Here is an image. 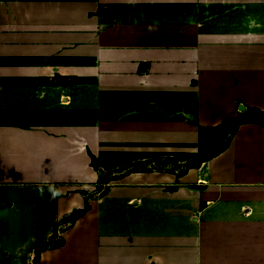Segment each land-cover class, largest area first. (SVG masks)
Returning <instances> with one entry per match:
<instances>
[{
	"label": "crops",
	"instance_id": "1",
	"mask_svg": "<svg viewBox=\"0 0 264 264\" xmlns=\"http://www.w3.org/2000/svg\"><path fill=\"white\" fill-rule=\"evenodd\" d=\"M251 108L264 0H0V263L264 264Z\"/></svg>",
	"mask_w": 264,
	"mask_h": 264
},
{
	"label": "trees",
	"instance_id": "2",
	"mask_svg": "<svg viewBox=\"0 0 264 264\" xmlns=\"http://www.w3.org/2000/svg\"><path fill=\"white\" fill-rule=\"evenodd\" d=\"M229 122H235V125L233 126V129L231 132H235V130L243 123L246 122H257L262 125H264V111H262L259 108H251L249 112L243 117L239 118H228L225 123L221 126L224 127L226 126ZM220 129V128H219ZM204 127L201 128V139H200V157L197 158L191 165L195 164H200L202 161L210 159L220 152L223 151V149L228 145L229 141H227L226 145L223 147H219L218 150L214 153H205V151L208 149V145H215L216 144V139L217 135L214 137H206L205 136V131ZM89 208V204L87 203L85 206V209L82 211H77L74 213L73 218H79L80 216L83 215L84 211ZM62 244V241L59 244H52V243H41L39 245V248L37 249V254L40 253L42 250H45L49 247H57Z\"/></svg>",
	"mask_w": 264,
	"mask_h": 264
},
{
	"label": "rangeland",
	"instance_id": "3",
	"mask_svg": "<svg viewBox=\"0 0 264 264\" xmlns=\"http://www.w3.org/2000/svg\"><path fill=\"white\" fill-rule=\"evenodd\" d=\"M107 177H108L107 181L112 180L111 175H108ZM101 188H104V186H101ZM96 191H97V189H96ZM6 213L4 215H2L3 218L1 220L5 219L7 217L8 214H6ZM68 224H69L68 222H61V225L59 226L60 231H63V229L65 227L69 226ZM3 234H4V239H6V243L8 245L17 246L19 244V242L21 241L23 243V245H26L25 247H27V245L30 246L29 245V243H30L29 239L31 238L32 233L30 231L28 232L26 228L20 230V229H17V227L13 224L10 226L8 225L5 227ZM50 241H51L50 243L53 242L52 244H59L62 241L61 240V234L58 233L56 240L52 239ZM25 250H26V252L29 251V250H27V248ZM3 264H7V262H4ZM13 264H15V262H13Z\"/></svg>",
	"mask_w": 264,
	"mask_h": 264
}]
</instances>
